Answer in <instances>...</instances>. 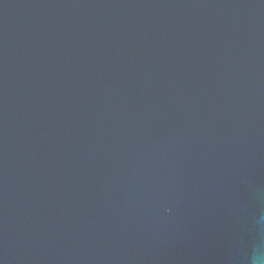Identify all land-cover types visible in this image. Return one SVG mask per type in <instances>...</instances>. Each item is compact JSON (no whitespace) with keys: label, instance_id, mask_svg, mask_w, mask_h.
I'll return each instance as SVG.
<instances>
[{"label":"water","instance_id":"water-1","mask_svg":"<svg viewBox=\"0 0 264 264\" xmlns=\"http://www.w3.org/2000/svg\"><path fill=\"white\" fill-rule=\"evenodd\" d=\"M0 264H264V0H0Z\"/></svg>","mask_w":264,"mask_h":264}]
</instances>
